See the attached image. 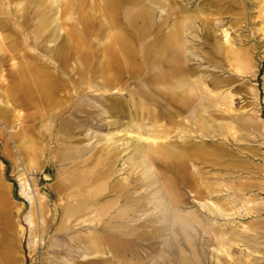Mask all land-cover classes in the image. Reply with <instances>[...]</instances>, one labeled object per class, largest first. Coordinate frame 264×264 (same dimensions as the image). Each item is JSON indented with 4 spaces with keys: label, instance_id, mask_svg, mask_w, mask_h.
Masks as SVG:
<instances>
[{
    "label": "bare ground",
    "instance_id": "1",
    "mask_svg": "<svg viewBox=\"0 0 264 264\" xmlns=\"http://www.w3.org/2000/svg\"><path fill=\"white\" fill-rule=\"evenodd\" d=\"M101 1L17 0L15 3L17 15H20V11L27 13L30 7L34 10L36 20L31 30V46H35V50L31 53L32 59L13 62L20 67L9 74L13 83L4 90L5 104H12L16 112L14 118L17 119L20 117L19 112L33 109L30 114L21 116L23 119L29 117L37 121L35 126L39 125L40 128L53 126L60 120L57 134L59 145L55 157L61 164V170L57 172L53 192L59 196L61 203L58 206L62 207L55 231L63 233L65 239L50 236L49 244L62 246L65 260H69L74 252H78L76 248H80L85 254L83 256L92 255L93 258H100L108 251L112 254L114 264H145L146 259L134 263L125 260L126 253L132 251L134 241L162 238L164 231L170 230V239L164 238L161 241V246L155 251V261L147 264H165L166 253L170 254L175 264H201L202 257L193 245V237L197 234L195 224L199 225L202 221L190 212L179 214L174 207L182 201L180 184L201 199L206 195L201 193L199 187L215 190L212 184L203 183L198 169L190 170V166L197 158L221 166L225 153L217 143L205 144L195 140L224 136L223 131L228 132L234 128L258 131L261 127L258 114H242L239 110L235 119L229 115L234 100V89L228 87L230 79L226 80L224 90L213 94L202 86L201 78H194L189 61L198 48L192 47L189 39L193 35L194 23L189 16L194 15L189 14L187 8L181 7L176 11L169 0ZM151 3L158 4L161 9L168 7L175 13L174 20L166 30L164 26L168 18L159 22ZM259 4L261 16L264 17V0H259ZM97 13L103 18L100 20L99 36L103 38V46L102 61L96 65L92 60L95 57L86 32L96 20ZM57 20L61 21L66 36L55 48L50 49V45L46 44L56 41L60 36ZM200 21L206 25V42L221 52L223 48L211 27L207 26L208 22ZM8 23L3 1L0 0V50L12 53L13 47L6 45L12 37L2 34V28L7 27ZM223 33L226 36L228 32L223 30ZM41 47L47 53L39 52ZM224 54L225 60L239 74L255 75L257 63L253 62L247 49L231 46ZM71 59L75 66H72ZM72 73L76 76L70 78ZM64 76L70 79V88L66 86L68 80L62 78ZM5 79L11 82L9 78ZM237 92L244 101L240 109L249 106L248 100L257 98L256 89L250 85H240ZM120 93L125 95L124 99L119 97ZM171 105L180 110L172 113ZM72 107L74 114L60 119ZM182 114H185V122ZM102 116L110 119L109 122L103 126L96 125L95 128L105 129L106 133L101 136L97 134L94 145L84 144L83 137L89 141L94 136L83 134V131L93 128L92 122ZM167 122L179 125L173 126V129L176 128L183 143L170 140ZM15 134L20 135L24 148V164L41 170L43 164L38 162V150L42 139L28 138L24 141L29 133L22 128H18ZM229 135L233 133L229 132ZM193 136L195 142L191 140ZM128 149L130 155L121 159L122 165L127 164L130 169L127 177L138 169L135 180L140 179L147 187L154 186L153 194L158 198L156 208L161 210L155 216L159 218L157 223L152 219H146L141 224L130 222L135 209L139 207L141 210V207L148 204L150 195L132 199L130 191L124 195L117 193V189L124 188L127 177L119 182H110L111 168L120 161L119 153ZM114 150H118V153H114ZM250 164L259 168L258 165ZM2 166L0 159V231L5 232L0 236V264H17L13 256L17 233L8 232L16 223V208L9 207L10 189L4 181ZM231 166H241L244 170L247 168L250 175L257 177L252 184L247 183L248 179L240 182L241 178L227 183L232 197L230 201L218 204L219 211H230L228 205L236 203L241 204L249 214L259 213L264 200H257L255 196L246 198L247 193L243 191L251 190L245 189L247 185L264 190V179L247 164L234 163ZM103 167L105 170L102 171ZM38 202L41 221L39 230L43 237L48 233L44 225L48 209L39 197ZM234 213L236 210L226 214ZM28 216H32V220L28 221L34 226V213ZM256 223L250 222L244 227L249 228L253 234L242 235L233 230L225 231L224 234H227L229 241L242 240L252 251H258L262 245L258 237L264 233V221L260 227L251 228ZM221 237L220 233L215 235L219 247L223 246ZM37 243V230L31 229L27 242L31 254ZM229 249L230 246H226L227 252ZM234 264L247 262L237 260Z\"/></svg>",
    "mask_w": 264,
    "mask_h": 264
},
{
    "label": "rangeland",
    "instance_id": "2",
    "mask_svg": "<svg viewBox=\"0 0 264 264\" xmlns=\"http://www.w3.org/2000/svg\"><path fill=\"white\" fill-rule=\"evenodd\" d=\"M3 7L6 10L9 25L2 28V34L10 35L12 40L6 42V45H10L13 48L12 53L10 51L4 52L0 50V159L3 162L1 170L3 172L4 181L10 189L11 203L9 207L16 208V217L14 218L16 223L11 226L10 231L17 233V241L13 247V256L17 264H114L112 254L108 251L103 253L100 258H93L92 255H85L80 248H76L78 252H74L73 256L69 260H65L62 246H54L49 244V237L64 238V234L56 232L55 229L58 225V218L61 215L62 207L58 205L61 203L59 196L53 191V185L57 180V172L61 170V164L56 160L55 153L59 145L57 142V134L59 131V121L55 124L48 125L47 127H39L32 118L23 119L21 115L33 112V109L23 110L19 112L20 117L14 118L15 111L11 103L5 104L6 93L5 88L12 85V78L9 76L10 73L15 72L19 69V65H14L13 62H19L21 60L32 59V51L35 50V46L32 47L33 36L31 30L33 23L36 20L34 17V10L32 7L29 8L27 13L20 11V15L16 14L15 3L17 0H2ZM101 1V0H100ZM169 0L172 7L179 11V8L185 7L188 9L189 16L194 21L192 32L193 35L189 36L192 47H197L198 50L194 55L191 56L189 65L193 67L194 78H201L202 86L208 88L212 93L217 94L226 88V80H231V84L228 86L233 90L234 100L230 106L229 115L233 116L234 119L239 114V110L242 114L257 113L259 121L261 123L260 129L251 130L249 128H234L237 130L234 133V129L228 132L223 131L224 136H214L210 138L196 139L195 141L204 142L205 144H219L218 147L225 153V160L223 165H212L207 160L195 159L194 164L190 166V170L198 169L202 175L203 183L212 184L215 190L209 191L204 186L199 187L201 193H204L203 199L196 197L193 191H190L188 187L183 188L179 185V190L182 195V201L174 207L175 211L179 214L193 213L198 219H201L199 225L195 224L197 234L193 237V245L198 249L200 256L202 257L201 264H234V261L240 260L247 262V264H264V233L260 234L258 239L262 243L258 248V251H252L253 249L248 245L243 244L242 240L232 239L229 241L225 231L233 230L236 233L242 235H250L253 232L249 231V228L244 229L250 222H255V226L251 228L255 229L260 227V224L264 221V205L259 209V213L252 212L247 213L241 204L230 203L228 207L230 211L222 213L218 209V204L224 203L231 200V191L226 186L230 181H236V178H241L240 182L254 183L257 175H250L241 166L233 167L231 164H247L251 170L254 169L259 173V177L264 179V17L260 13L259 0ZM103 2L101 1V4ZM150 6L155 10V17L160 22L165 17L168 18L164 30H166L171 22L174 20V12H171L168 7L161 9L158 4L151 3ZM100 14L97 13L96 20L90 24L89 30L86 32V37L91 41L93 58L97 65L102 61L101 48L103 46V38L100 36ZM99 20V21H98ZM202 21H207L213 30V35L217 41L221 44V49L214 50L208 42H206V25ZM19 22V24L16 23ZM58 27L60 29L59 38L47 45H50V49L63 41L66 36V31L61 28L62 23L57 20ZM223 30H227V35L223 33ZM97 36L99 40H96ZM42 38L39 40V42ZM211 43V42H210ZM233 48H245L249 51L253 58V62L257 63L256 73L239 74L236 70L231 67L230 62L225 60L224 52L228 47ZM42 50L39 52L47 53L41 47ZM31 56V57H30ZM14 60H12V58ZM72 66H75L73 59H71ZM61 74V73H60ZM76 74H70V78L75 77ZM11 79L8 80L5 78ZM61 77V76H60ZM66 76L62 77L65 78ZM67 78V77H66ZM66 86L70 88L72 85L69 84V78H67ZM10 85V86H9ZM240 85H250L257 91V98L248 100L249 106L245 109H240L244 101L240 99V95L237 89ZM72 90V89H71ZM8 91V90H7ZM121 99L125 98L123 93L119 94ZM88 100V98H85ZM76 103V102H74ZM73 103V106L75 105ZM171 112L174 113L176 110H180L179 107L171 105ZM221 106H219L220 108ZM73 113V107L68 111L64 112L60 119H66ZM77 115H81L77 113ZM184 116L185 114H182ZM110 119L102 116L92 122L93 128L83 131L84 133L92 134L94 137L87 141L83 137L84 144L94 145L96 141V135L100 136L106 133L105 129L99 130L95 126H103L109 122ZM173 126H179L178 124L170 125L167 122L166 127L170 135L172 142L183 143V139L179 134L176 133V128ZM18 128L28 130L29 135L25 137L24 141L30 139L41 140L40 150H38L39 158L38 162L43 164L41 170H36V167H28L24 164L22 154L24 148H22L20 135H16L15 132ZM147 129L149 127H146ZM233 133V135H229ZM261 134H260V133ZM122 134H118L120 136ZM195 136L191 138L194 141ZM99 139V138H98ZM194 141V142H195ZM99 144V143H98ZM96 148V146H94ZM253 152L255 156H252ZM98 152L97 154H99ZM114 153H118V150H114ZM120 154V161L111 168L112 175L110 182L124 180L130 169L127 164L122 165L121 159L126 158L129 153V149ZM197 157V156H196ZM195 157V158H196ZM258 165L259 168L252 166ZM93 163V162H92ZM90 163V164H92ZM253 168V169H252ZM105 170V167L101 168ZM261 170V172H260ZM137 171L133 170V174H130L125 181L124 188L117 189V193L121 195L126 194L130 191L132 199H140L145 195H150V201L141 210L135 209L132 221L135 224H141L146 219H152L154 223H157L158 217L161 210L156 208L158 205V198L154 197V186L147 187L143 181L135 180L137 178ZM151 171H154L151 169ZM155 172V171H154ZM218 183V184H216ZM220 184V185H219ZM55 186V185H54ZM244 190L245 197L255 196L257 200H264V190H257L253 186L247 185ZM212 192V193H211ZM38 197L41 198L42 202H45L48 209V216L45 222V227L48 233L41 237L39 225V202ZM32 202V203H31ZM204 205V206H203ZM146 209V210H145ZM211 210V211H210ZM234 214H226L233 213ZM213 211V212H212ZM31 213H34V226L29 221L32 220ZM29 220V221H28ZM84 226V225H83ZM82 226V227H83ZM87 224L85 225V227ZM32 227V228H31ZM73 228H78L74 226ZM37 230L38 243L35 251L31 254L27 242L30 231ZM264 230V227H263ZM8 232H6L8 234ZM5 232L0 231V236ZM217 233L222 234L223 246L219 247L215 235ZM162 238L153 239L151 241H138L135 240V244L132 247L131 252H127L125 260L127 262H136L139 259H146L148 262H154L156 255L155 251L161 246V241L170 239V230H165ZM65 239V238H64ZM230 246L229 251H226V246ZM186 251L188 249H185ZM0 253H2L0 251ZM167 254L165 264H175L170 259V254Z\"/></svg>",
    "mask_w": 264,
    "mask_h": 264
}]
</instances>
